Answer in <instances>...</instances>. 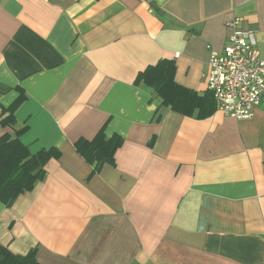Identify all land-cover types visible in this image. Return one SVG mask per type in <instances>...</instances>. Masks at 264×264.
I'll use <instances>...</instances> for the list:
<instances>
[{"label":"crops","instance_id":"1","mask_svg":"<svg viewBox=\"0 0 264 264\" xmlns=\"http://www.w3.org/2000/svg\"><path fill=\"white\" fill-rule=\"evenodd\" d=\"M236 19L264 56V0H0V114L26 93L22 143L62 153L0 202V244L40 264H264V102L226 116L206 80ZM165 59L206 115L136 84ZM101 130L124 143L92 175L75 143Z\"/></svg>","mask_w":264,"mask_h":264},{"label":"trees","instance_id":"2","mask_svg":"<svg viewBox=\"0 0 264 264\" xmlns=\"http://www.w3.org/2000/svg\"><path fill=\"white\" fill-rule=\"evenodd\" d=\"M175 75L176 63L165 59L140 72L136 84L152 87L161 105L180 115L193 116L197 113L200 117L205 114L201 108L207 96L179 85L175 81ZM211 95L213 96L212 93ZM27 100L28 95L21 92L9 107L2 106L0 114V124L5 129L4 134L0 136V202L7 208L12 207L21 195L33 191L46 176V164L51 159H59L62 156L55 148L31 154L28 147L22 143L21 136L28 127L20 125L16 113ZM160 118L159 114L157 119ZM123 143V138L116 135L108 137L105 131L101 130L92 140L79 139L75 143V149L93 166L92 175H95L104 165H115L116 152ZM153 143L154 140L150 145ZM36 256V250L27 255H15L0 244V264H40Z\"/></svg>","mask_w":264,"mask_h":264},{"label":"built area","instance_id":"3","mask_svg":"<svg viewBox=\"0 0 264 264\" xmlns=\"http://www.w3.org/2000/svg\"><path fill=\"white\" fill-rule=\"evenodd\" d=\"M230 21L227 43L221 52L210 51L208 90L217 110L234 119H250L264 102V56L255 34Z\"/></svg>","mask_w":264,"mask_h":264}]
</instances>
